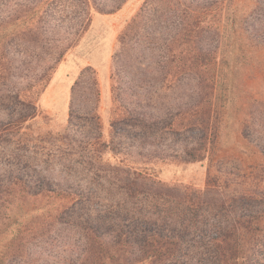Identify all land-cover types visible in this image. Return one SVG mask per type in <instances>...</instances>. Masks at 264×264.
<instances>
[{
	"label": "trees",
	"instance_id": "trees-1",
	"mask_svg": "<svg viewBox=\"0 0 264 264\" xmlns=\"http://www.w3.org/2000/svg\"><path fill=\"white\" fill-rule=\"evenodd\" d=\"M29 1L42 3L44 7H35L24 15L0 14V90L4 92L0 95V142L6 132L17 131L39 113L34 96L44 91L51 71L86 31L90 10L112 13L126 0ZM215 3L216 0L141 3L118 35V48L111 57L112 78L115 81L121 75L128 78L134 66L127 64V58L136 61L143 52L152 51L153 44L161 42L169 56L175 50L183 54L167 58L165 63L169 61L175 68L184 70L173 73V82L191 80L195 95L189 98L186 108L177 105L173 111L168 109L155 115L136 100L121 99L116 92L119 87L112 86L113 100L119 105L118 114L110 122L112 134L120 133L132 139L159 132L177 134L188 140L183 149L184 161L205 158L209 133L213 136L211 140L215 136L212 107L220 74L209 73L207 69L208 65H214L215 47H206L202 42L210 27L202 25L201 15ZM17 19L20 21L15 22ZM258 40V44L263 43ZM19 51L22 54L26 51L31 57L44 54L32 92L16 85L14 79L28 64L24 57L17 59ZM82 88L84 109L78 104ZM98 99L96 73L87 65L70 84L68 135L81 133L85 123L89 130L100 129L96 114ZM240 133L244 139L255 141L248 123L241 124ZM259 146L261 149L263 144ZM9 171L6 175L0 173V188L4 187L6 194L22 193L33 199L56 195L59 201L49 203V209H45L48 216L43 208L38 215L37 208H31L29 215L25 211L21 219L12 223H6L8 216L0 215V248H4L0 251V264L8 262L7 256L11 258L15 251L25 248L29 242L27 236L33 238L29 233L40 226L37 219L42 222L49 216L74 230L77 247L73 264H264V232H261L264 193L249 190L226 195L211 183L214 176L209 174L201 190L167 185L144 171L123 167L108 180V184H116L121 199L100 205L96 202L98 191L91 186H63L26 167ZM31 180L37 183L34 187L30 186ZM240 198L253 199L252 207L240 203ZM4 208L0 203V210ZM252 225L259 227H255L259 231L252 230Z\"/></svg>",
	"mask_w": 264,
	"mask_h": 264
},
{
	"label": "rangeland",
	"instance_id": "rangeland-1",
	"mask_svg": "<svg viewBox=\"0 0 264 264\" xmlns=\"http://www.w3.org/2000/svg\"><path fill=\"white\" fill-rule=\"evenodd\" d=\"M143 1L126 0L112 13L90 10L86 31L51 71L44 91L34 96L39 113L17 131L6 132V137L3 136L0 173L6 175L9 170L26 167L29 171H40V175L63 186H91L98 191L96 202L100 205L121 199L116 184H108V180L111 181V174L123 167L144 171L167 185L201 190L209 174L214 176L211 183L226 195L249 190L264 193V0H216L217 3L201 15L202 25L210 27L202 42L206 47H215L212 53L215 66L210 64L207 69L209 73L220 74V84L213 96L215 136L211 140L213 136L209 133L205 158L190 162L182 159L187 137L159 132L132 139L120 133L112 134L110 122L119 112L112 86L119 87L116 92L121 99L136 100L155 115L168 109L173 111L177 105L186 108L189 98L195 95L191 80L184 78L177 84L173 82V73L178 70L184 73V70L175 68L169 61L165 63L167 58L183 54L175 50L169 56L161 42L153 44L152 51L143 52L136 61L127 58V64L134 66L128 78L124 75L117 81L112 78L111 57L118 48V35ZM35 7L43 9L44 4L0 0V14L24 15ZM257 39L263 43L258 44ZM27 53L19 51L16 54L17 59L24 57L28 64L22 74L14 75V79L16 85L32 92L44 54L31 57ZM87 65L95 70L98 81L96 114L100 129L89 130L85 123L81 133L68 135L70 84ZM83 90H79L78 104L84 109ZM2 93L0 90V95ZM242 123H248L254 142L241 136ZM256 142L263 144L262 151ZM31 184L34 187L37 183L32 181ZM3 190L1 187L0 203L6 208L0 210V215L8 216L6 223L21 219L25 211L29 215L31 208H37L38 215L42 208L43 212L49 209V203L59 201L56 195H40L33 199L22 193L6 194ZM239 202L251 206L253 199L240 198ZM49 217L42 222L37 219L40 226L29 233L33 238L27 236L29 242L25 248L15 251L11 258L7 256L8 262L4 264L74 263L77 247L74 230ZM255 227L259 228L252 225L251 229ZM261 228L264 232V225ZM2 250L4 248H0Z\"/></svg>",
	"mask_w": 264,
	"mask_h": 264
}]
</instances>
